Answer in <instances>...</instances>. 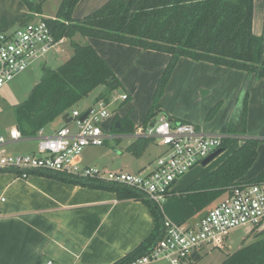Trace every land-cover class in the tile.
<instances>
[{"label": "crops", "instance_id": "1", "mask_svg": "<svg viewBox=\"0 0 264 264\" xmlns=\"http://www.w3.org/2000/svg\"><path fill=\"white\" fill-rule=\"evenodd\" d=\"M108 1L80 0L73 18L83 19ZM254 4L253 30L256 36H261L264 30V0H255ZM34 17L40 18V21L49 19L43 13L39 16L30 12L23 0H0V32L31 23ZM15 24L18 25L14 27ZM83 38L85 44L91 45L112 68L121 83V90L129 96L127 105H124L127 101L121 100H118L119 106L114 105L112 125L115 126L117 118H129L135 128L145 127L142 125L151 108L149 101L171 56L96 38ZM61 42L65 44L67 40ZM247 91L249 113L245 118L243 110ZM145 92L148 103L140 108V96H144ZM217 106H220L217 114L209 118ZM156 110L165 114L163 118L193 124L209 134L231 137L230 141L236 143L231 153L242 147L245 138L262 139L256 162L240 182L250 184L264 173V80L256 75L181 58ZM110 124L111 119L105 122L106 127ZM65 125L68 124L60 122L51 130L45 129V133L53 134ZM232 126L235 128L233 135L229 134ZM14 127L17 123L6 128V134L0 136L8 137ZM31 142L37 143L36 136L7 144L1 149L13 153L12 150L17 148L14 146L29 145ZM80 162L78 159L79 166ZM217 167L201 170L181 178V182L177 181L173 186L174 195L164 201L167 202L165 208L160 204L164 220L194 226L225 199L230 193L198 210L186 195L190 187L212 174ZM146 168V163H132L126 170L115 172L138 174ZM172 203L174 209L170 207ZM155 227L150 207L141 200H119L116 193L105 189L67 184L39 174L23 178L18 172L0 170V264H45L50 260L54 264H116L145 243ZM246 232L237 245L227 238L223 247L229 250L227 258L263 240L264 223L250 226ZM232 244L239 248L231 250ZM202 250L197 251L188 264L201 261Z\"/></svg>", "mask_w": 264, "mask_h": 264}, {"label": "trees", "instance_id": "2", "mask_svg": "<svg viewBox=\"0 0 264 264\" xmlns=\"http://www.w3.org/2000/svg\"><path fill=\"white\" fill-rule=\"evenodd\" d=\"M24 1L32 12L42 13V4ZM79 2L63 0L56 19L44 20L57 41L72 40L80 35L171 56L159 81L155 104L162 98L181 58L245 71L264 80V30L261 36L254 34L255 0H109L93 14L76 20L73 13ZM72 45L74 53L71 58L57 69L45 67L42 81L35 86L28 99L16 107V123L23 137H35L48 126H57L66 114H70L100 87L103 90L98 101L109 102L113 94L121 90L118 77L91 45L74 41ZM248 99L249 91L245 94V118ZM219 107L209 114V118L217 114ZM156 116L153 106L142 126L147 127ZM117 120L120 127L114 126L113 132L131 134L136 131L129 118ZM233 132L235 128L232 126L229 134ZM230 139L226 140L223 152ZM151 141L138 139L128 147V151L141 156ZM261 141L245 138L242 147L225 163L187 190L186 195L198 210L208 207L242 184L240 180L256 162ZM18 174L22 177V172ZM30 174L43 175L67 184L105 189L116 193L119 200H141L150 207L156 222L153 234L136 251L116 264H130L146 255L163 237L165 220L160 204L134 188L64 173L31 171ZM261 182H264V173L250 184ZM223 264H264V238L229 256Z\"/></svg>", "mask_w": 264, "mask_h": 264}, {"label": "built area", "instance_id": "3", "mask_svg": "<svg viewBox=\"0 0 264 264\" xmlns=\"http://www.w3.org/2000/svg\"><path fill=\"white\" fill-rule=\"evenodd\" d=\"M61 43L44 20L0 32V91L31 65L46 60ZM128 97L122 94L113 96L109 102L99 100L84 112L73 110L70 124L53 134H47L45 130L38 133L36 152L13 154L2 150V146L26 139L18 127L12 128L8 137L0 136V170L22 172L23 178L28 177L31 171L55 172L123 185L161 204L173 195V186L181 177L222 149L229 137L209 134L193 124L172 122L167 118L156 119L154 127L151 128L149 124L131 134H115L112 129L106 131L105 122L115 112L111 109L112 102L127 101ZM86 112H89L87 118L81 121ZM72 124L77 132L70 129ZM126 135H133L134 141L157 139L164 147L150 173L110 172L106 176L97 167L78 165L79 156L87 147H102L108 140H118ZM263 223L264 182L241 184L194 226L165 220L162 239L146 255L130 264H152L162 260L170 264H188L193 254L208 245L223 248L231 232L236 229L246 225L261 226ZM45 264L54 262L50 260Z\"/></svg>", "mask_w": 264, "mask_h": 264}, {"label": "rangeland", "instance_id": "4", "mask_svg": "<svg viewBox=\"0 0 264 264\" xmlns=\"http://www.w3.org/2000/svg\"><path fill=\"white\" fill-rule=\"evenodd\" d=\"M31 1L36 4L38 3L42 4V13L45 14L49 19H56V17H52V15L57 13L56 11L59 9L60 3L62 0H31ZM24 3L26 4L25 1ZM42 13L41 14L37 13V15L40 16L42 15ZM38 21H40V18L38 17L37 18L34 17V20H32V22H35V23ZM17 25L18 24H15L14 27H16ZM63 40L64 39L60 40L59 42ZM73 41L79 44L86 43L84 41V38L80 35H78L72 40H67L65 44H63L64 42H62L59 45L60 47H57V49L52 51L47 56V60H42L40 62H37L31 65L25 72L17 75L12 81L7 83L2 88V90L0 91V134L5 135L7 131L6 128L10 127L13 124H16L15 109L17 106H19L20 104H22L28 99L30 93L35 88V86L42 81L43 76H44V68L50 67L53 69H57L71 58V56L74 53L73 52L74 49L72 45ZM247 84L248 83L246 82L245 83L246 86H244L245 91L247 90ZM102 90H103L102 87L95 90L87 98L81 101L76 106L75 109L79 110L80 112H84L90 106L95 105L98 101V97ZM156 91L157 89L155 90V92H153L154 95L153 97L151 96L152 99L150 98L151 100L149 102L151 103V106H150L151 108L149 110H151L152 107L154 106V109L157 113L156 119L159 120L163 118L165 114L162 111L156 110L162 99L161 98L156 104L154 103ZM164 93H165V90H164ZM122 94H125V92H123V90H120V91H116V93H114L113 96L118 97L119 95H122ZM118 102L120 101H117L115 103L112 102L113 103V105L111 106L112 110H114V105L119 106ZM128 102L129 101H127L124 105H127ZM147 103H148V97H147V93L145 92L144 96L143 95L140 96V101H139L140 108H144ZM110 119H111V124L108 127L104 125L106 131H110L111 129L113 131V127H114L112 126L113 117ZM69 127L73 132H77L73 124ZM52 128H53L52 126H48L46 130L48 131L49 129L51 130ZM134 140L135 138L133 135H126L124 138H121L118 140H114V139L108 140L106 144L102 147H94V146L87 147L84 150V152L79 156V159L81 160L80 167H83L84 164H87L89 168L93 166H98L100 170L102 171V173H104V175L107 176L108 173L110 172L126 170V167L132 163L136 165L142 162V163L147 164V168L141 173H144V174L150 173L156 164L157 158L163 153L165 149L164 147L160 146L159 140L155 139L151 141L150 145L143 152V156L141 155L142 157L141 156L137 157L128 151V147L133 143ZM235 144L236 143H232V141H229V143H227L226 150L223 153H221L217 158H215L212 162H210L207 166H204V167L202 165L196 166L195 168L188 171L181 178L185 179L189 175L193 173H197L201 170L208 171L212 169L213 167H215L216 165L218 166L217 168H219L223 163L226 162V160H228L234 154V152L231 153L232 152L231 150L235 149ZM14 147H17L15 148L16 151L12 150V152L18 153V154L32 153V152H36L38 149L37 143H32V142L29 145H18ZM227 154H230V155L227 157L226 160L222 161V159H224V157ZM181 178L178 181L181 182L182 181ZM166 204L167 202H162L161 206L165 208ZM170 207L171 209H174L175 206L172 203ZM248 226L250 227L251 225H246L244 227L238 228L235 231H233L232 234L229 236V240H234L237 245L238 242L246 236V233H247L246 229L249 228ZM238 248L239 247L233 246L232 244L231 250L232 249L237 250ZM202 251L203 253L202 252L200 253L202 256L201 261L194 262L193 264H223V262L227 259V255H228L227 253L229 252L228 248H222V249L214 248L209 245L206 246L205 249H203ZM165 261L166 260L164 261L162 260V262L158 261L152 264H168Z\"/></svg>", "mask_w": 264, "mask_h": 264}, {"label": "water", "instance_id": "5", "mask_svg": "<svg viewBox=\"0 0 264 264\" xmlns=\"http://www.w3.org/2000/svg\"><path fill=\"white\" fill-rule=\"evenodd\" d=\"M89 112H86L82 115V117L80 118L81 121H85V119L87 118ZM63 121L65 122V124H70L72 122V118L70 117V114H66L63 117ZM156 123V119L152 120V122L150 123V127H154ZM115 127L119 128L120 127V122L117 121L115 123ZM221 153H223V149H219L218 151H216L215 153H213L210 157H208L207 159L204 160L203 162V166H207L210 162H212L215 158H217ZM196 254L192 255V258H195ZM196 261V260H195Z\"/></svg>", "mask_w": 264, "mask_h": 264}]
</instances>
